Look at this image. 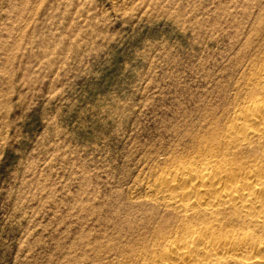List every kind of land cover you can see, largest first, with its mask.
Returning <instances> with one entry per match:
<instances>
[{"label": "rangeland", "instance_id": "1", "mask_svg": "<svg viewBox=\"0 0 264 264\" xmlns=\"http://www.w3.org/2000/svg\"><path fill=\"white\" fill-rule=\"evenodd\" d=\"M263 60L264 0H0V264H151Z\"/></svg>", "mask_w": 264, "mask_h": 264}, {"label": "bare ground", "instance_id": "2", "mask_svg": "<svg viewBox=\"0 0 264 264\" xmlns=\"http://www.w3.org/2000/svg\"><path fill=\"white\" fill-rule=\"evenodd\" d=\"M246 85L223 132L194 138L198 160L172 165L148 188L182 215L151 264H264V60Z\"/></svg>", "mask_w": 264, "mask_h": 264}]
</instances>
